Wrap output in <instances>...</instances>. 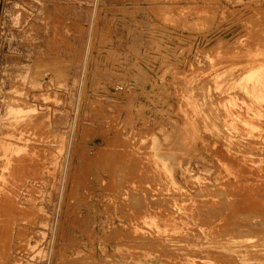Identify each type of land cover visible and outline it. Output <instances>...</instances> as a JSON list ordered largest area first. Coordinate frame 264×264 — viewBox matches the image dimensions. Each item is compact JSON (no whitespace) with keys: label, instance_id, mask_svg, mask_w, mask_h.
Returning <instances> with one entry per match:
<instances>
[{"label":"rangeland","instance_id":"1","mask_svg":"<svg viewBox=\"0 0 264 264\" xmlns=\"http://www.w3.org/2000/svg\"><path fill=\"white\" fill-rule=\"evenodd\" d=\"M263 65L264 0H0V264H264Z\"/></svg>","mask_w":264,"mask_h":264},{"label":"bare ground","instance_id":"2","mask_svg":"<svg viewBox=\"0 0 264 264\" xmlns=\"http://www.w3.org/2000/svg\"><path fill=\"white\" fill-rule=\"evenodd\" d=\"M55 12H57V11H55ZM54 35H55V33H54ZM54 37H56V36H54ZM34 67H36V66H34ZM52 67H50V68H52ZM54 70H55V67H54ZM60 70H58V71H60ZM40 71L42 73V70H40ZM56 71H57V69H56ZM61 71H63V70H61ZM41 73H40V75H41ZM21 76L19 75V77H21ZM21 82H22V80H21ZM29 82L27 81V83H29ZM37 88H38V86H37ZM24 99L26 100L25 97H24ZM25 100H24V102H26V103L29 102V101H25ZM238 127H239V125H238ZM21 129L22 128L19 127L18 125L17 126L9 125L8 127L6 125H4V127H3L2 135L6 134V133H8V134H7V137H5V139L3 140V142L0 143L1 144V146H0V149H1V151H0V208L4 207L5 202H6L7 199L12 200L13 191L14 190H19L20 189V184L22 183L23 179H25L27 175H30L31 170H34V165H35V162H36L35 161V153L32 150H29L30 149V145H28V143H26V141L21 136ZM12 131H16V133H15V135L13 137H12V133H11ZM4 257H5L4 250H0V258L3 259Z\"/></svg>","mask_w":264,"mask_h":264}]
</instances>
